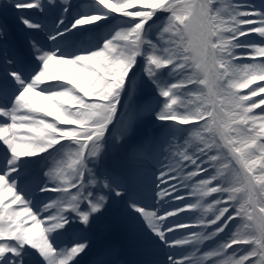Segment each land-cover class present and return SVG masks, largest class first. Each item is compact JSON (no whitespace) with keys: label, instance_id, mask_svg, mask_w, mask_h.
Instances as JSON below:
<instances>
[{"label":"snow or ice","instance_id":"obj_1","mask_svg":"<svg viewBox=\"0 0 264 264\" xmlns=\"http://www.w3.org/2000/svg\"><path fill=\"white\" fill-rule=\"evenodd\" d=\"M0 12V264H264V0Z\"/></svg>","mask_w":264,"mask_h":264},{"label":"rangeland","instance_id":"obj_2","mask_svg":"<svg viewBox=\"0 0 264 264\" xmlns=\"http://www.w3.org/2000/svg\"><path fill=\"white\" fill-rule=\"evenodd\" d=\"M74 2V1H73ZM10 19L15 23L16 26H13V31H16L18 28L17 22L15 17L12 14H9ZM154 129V125L151 123L150 120H146L145 123L142 125L141 127V132H146V133H153L152 130ZM105 236H114L119 238H122V240H126V237L124 235V233L119 230V229H111L110 231H108Z\"/></svg>","mask_w":264,"mask_h":264}]
</instances>
